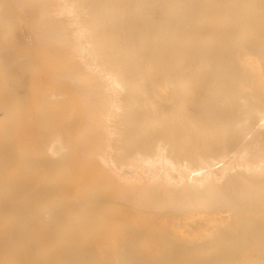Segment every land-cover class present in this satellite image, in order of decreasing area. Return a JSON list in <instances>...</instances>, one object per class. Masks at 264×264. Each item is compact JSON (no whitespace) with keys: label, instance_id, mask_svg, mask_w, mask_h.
I'll return each instance as SVG.
<instances>
[{"label":"bare ground","instance_id":"obj_1","mask_svg":"<svg viewBox=\"0 0 264 264\" xmlns=\"http://www.w3.org/2000/svg\"><path fill=\"white\" fill-rule=\"evenodd\" d=\"M36 5L35 29L41 41L55 32L70 33L61 77L80 94L85 110L84 127L74 140L77 152L83 159L95 155V166H107L118 193L143 191L136 201L149 209H163L184 198L185 206H236L250 192L238 184L237 170L255 176L264 191V84L255 86L262 89L255 99L228 83L239 74L237 56L242 51L257 55L264 72V0H40ZM50 11L64 21L50 19ZM130 11L124 23L122 15ZM124 24L137 31V38ZM198 25L199 36L192 30ZM209 32L218 40L208 43ZM153 42L162 55L158 65L174 74L176 107L166 119L139 57ZM194 77L210 85L208 97L198 101L194 111L206 118L213 114L212 121L219 125L214 136L202 140L189 137L196 131L184 127L189 119L177 109L192 104L187 84ZM5 88L1 81V94ZM14 94L4 103H14ZM57 96L46 93L36 102L39 138L50 131L47 122ZM14 139L11 120H0V162L13 159ZM46 146L47 183H56V196H64L47 189L18 193L12 183L0 180V264H39V252L54 257L43 264H105L94 249L79 245L89 226L81 231L85 218L66 198L73 193L64 177L66 164L54 160L66 148L65 140L59 135ZM18 164L29 173L39 167L37 158ZM36 219L50 227L59 225L40 243ZM205 251V259L210 258L211 251ZM181 252L162 250L159 260L146 262L123 241L114 264H173L171 255Z\"/></svg>","mask_w":264,"mask_h":264},{"label":"rangeland","instance_id":"obj_2","mask_svg":"<svg viewBox=\"0 0 264 264\" xmlns=\"http://www.w3.org/2000/svg\"><path fill=\"white\" fill-rule=\"evenodd\" d=\"M38 2L40 0H0V83L3 81L6 85L5 91L0 93V120L10 119L15 134L14 156L11 161L0 162V180L12 183L18 193L30 195L33 191L47 189L56 196L57 184L47 183L48 168L44 161L46 142L54 141L61 135L66 148L54 160L66 164L64 177L73 190L66 198L85 218L81 231L89 226L88 232L81 234L83 242L79 245L94 249L105 264L116 263V253L123 241L127 242L137 258L142 257L146 262L159 260L162 250L170 253L179 248L182 250L180 254L171 255L173 264H264V191L260 192L255 176L236 171L238 184L250 191L236 206L229 203L207 207L191 203L185 206L184 198L163 209H149L136 201L143 191L131 190L121 195L112 187L114 174L107 166H95V155L83 159L78 154L74 140L84 127L85 110L81 108L80 94L65 85L67 78L65 81V77H61L70 52V33L55 32L48 41H41L35 29ZM131 12L122 15L124 23L130 20ZM49 18L56 22L64 21L52 11ZM124 28L132 38H137L135 29L127 24ZM200 29L202 26L198 25L192 30L199 36ZM207 34L205 39L208 43L218 40L213 33ZM139 57L145 68L149 90L161 117L166 119L176 107L174 74L158 65L162 55H157L154 42L148 50L140 51ZM237 58L239 74L229 79L228 83L257 99L262 89L255 86L264 84L259 58L248 51H242ZM206 81H197L195 77L191 79L187 88L192 104L177 108L181 116L189 119L184 127L196 131V135L189 137L201 140L205 136H214L213 131L219 128L212 121L213 114L206 118L194 111L196 103L205 98L210 89ZM46 93L58 95L59 101L52 105L53 116L47 122L50 131L39 138L38 123L41 119L36 102ZM9 94H14L15 101L8 105L4 102ZM204 145L210 146L209 143ZM34 158H37L39 167L30 173L19 169L20 160ZM29 175L34 178L32 182L27 181ZM33 225L40 227L36 234L38 243L59 226L43 225L41 219H36ZM206 249L211 251V257L207 259L204 255ZM39 254L43 256L39 264L54 258L42 252ZM162 264L172 263L167 260Z\"/></svg>","mask_w":264,"mask_h":264}]
</instances>
